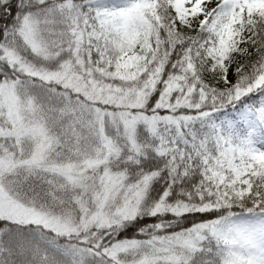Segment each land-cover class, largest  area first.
<instances>
[{
    "label": "snow or ice",
    "instance_id": "1",
    "mask_svg": "<svg viewBox=\"0 0 264 264\" xmlns=\"http://www.w3.org/2000/svg\"><path fill=\"white\" fill-rule=\"evenodd\" d=\"M0 264H264V0H0Z\"/></svg>",
    "mask_w": 264,
    "mask_h": 264
}]
</instances>
